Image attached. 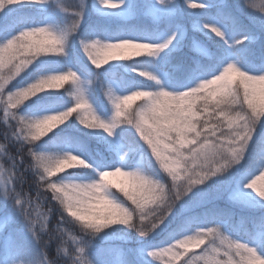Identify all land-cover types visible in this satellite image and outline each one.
<instances>
[{
    "label": "clouds",
    "instance_id": "clouds-1",
    "mask_svg": "<svg viewBox=\"0 0 264 264\" xmlns=\"http://www.w3.org/2000/svg\"><path fill=\"white\" fill-rule=\"evenodd\" d=\"M13 2L0 0V9ZM243 7L264 18V0H243ZM210 31L224 39L218 28ZM76 32L72 23L59 31L47 25L26 29L9 41L17 56L6 70L0 57V124L6 126L0 134V199L23 218L33 245L30 255L16 264H95L89 255L94 242L117 226L142 239L150 238L194 190L241 166L264 124V73L250 74L234 61L219 75L199 79L188 90L178 92L166 90L151 72L133 68L156 90L117 95L108 89L113 114L107 121L89 103H83V82L72 70L39 75L6 91L41 58L64 56ZM84 43L83 52L96 69L111 62L154 58L164 51L162 45L129 40ZM64 77H68V87L62 91L50 86ZM49 92H63L73 101L72 106L32 115L21 111L29 101ZM73 115L83 128L102 130L110 138L120 129H131L139 145L122 147L107 164L91 162L75 150L43 147L45 138ZM13 144L15 155L9 153ZM257 157L258 174L244 188L264 204V143L257 149ZM29 176L35 198L23 190ZM33 208L34 213L23 215ZM192 248L202 250L189 254ZM166 249L167 254L151 257L153 264H177L178 258L179 264L181 260L182 264H264V241L247 234L245 238L232 236L220 225L193 228Z\"/></svg>",
    "mask_w": 264,
    "mask_h": 264
},
{
    "label": "trees",
    "instance_id": "trees-1",
    "mask_svg": "<svg viewBox=\"0 0 264 264\" xmlns=\"http://www.w3.org/2000/svg\"><path fill=\"white\" fill-rule=\"evenodd\" d=\"M154 0H109L118 4L117 9H105L100 0H85V15L76 34L71 37L62 57H44L38 60L20 78L12 81L9 91L31 82L39 75L56 74L68 70L75 71L83 82L84 97L95 114L102 120H109L113 107L107 98L108 89L117 95L132 90H156L155 85L138 76L136 71L151 72L166 86V90L184 91L185 84H194L201 70L227 58L223 66L234 61L250 74L264 73V18L243 7V0H168L162 10H155ZM198 3L201 8L192 9L189 4ZM79 10V0H49L44 5L24 3L8 6L0 12V42L8 36L18 35L21 30L50 26L62 30L73 22V13ZM214 25L223 34L220 39L204 26ZM173 34L176 40L157 57H139L132 61L111 62L96 69L84 54L81 41L100 40L115 43L124 39L161 45ZM247 37L243 44L237 40ZM225 40L228 42L225 43ZM233 45V47H229ZM135 68L136 71L132 69ZM68 87L64 82L63 87ZM139 101H133L138 103ZM73 101L63 92H49L29 101L21 111L32 115L38 111L48 113L65 110ZM3 113L0 111V118ZM0 124V134L5 130ZM3 137L0 135V140ZM131 129H120L115 137H108L102 130L83 128L75 115L62 127L50 134L42 146L53 150H75L91 162L111 163L120 149L128 144L139 145ZM142 143V142H141ZM264 143V124L257 130L245 161L239 166V173L232 185L228 199L231 203L214 200L203 207L186 209L193 199L195 190L177 205L175 212L150 238L142 239L135 232L119 226L108 230L98 238L89 255L95 264H138L128 253V247H159L169 245L174 239L171 234L187 226L190 234L193 228H200V221L208 219L210 226L220 225L232 236L257 237L264 231V204L249 193L243 195L245 183L242 176L250 167L257 168V149ZM9 153L16 154V146H9ZM138 157L134 156L133 159ZM20 157H17L19 163ZM253 178V177H252ZM28 183L23 190L35 198V191ZM167 179V177H165ZM248 180L247 182H249ZM246 182V183H247ZM20 188V185H17ZM248 192V191H247ZM120 196L119 193H117ZM123 199L122 196H120ZM17 218L21 216L16 213ZM55 223L56 217H52ZM10 220L0 224V264H16L17 260L30 255L33 245L24 244L19 250V240L2 236ZM107 239V240H104ZM109 238V239H108ZM202 248H192L189 254L198 253ZM52 254V249H49ZM182 264V260L180 262Z\"/></svg>",
    "mask_w": 264,
    "mask_h": 264
},
{
    "label": "snow or ice",
    "instance_id": "snow-or-ice-1",
    "mask_svg": "<svg viewBox=\"0 0 264 264\" xmlns=\"http://www.w3.org/2000/svg\"><path fill=\"white\" fill-rule=\"evenodd\" d=\"M58 2V0H57ZM158 2L160 4L164 3V0H158ZM24 3H28V4H33V5H44L45 4V0H14L13 3H10L9 6H16V5H21ZM100 3L102 5L103 8L105 9H117L118 7H120V5L118 4H113V3H109V0H100ZM191 4V3H190ZM189 4V5H190ZM253 7H258V5H254ZM5 9H0V12H3ZM84 15H85V0H79V10L75 11L73 13L74 19L72 22V29L73 31H77L80 24L82 23L83 19H84ZM206 29L210 30V29H215L216 27L214 25H208L206 24L204 26ZM23 31V30H21ZM20 31V32H21ZM212 33H214L217 37H219V35L216 32L211 31ZM16 36V35H15ZM14 36H8L4 39L3 42H0V57L3 58L4 61V69L6 70L12 63V61L16 58L17 53L13 47L12 43H9V41L13 40ZM124 40H129L132 41L136 44H150V43H142V42H136L132 39H124ZM176 40V34H173L165 43L161 44L163 49L168 48L170 45L173 44V42ZM247 40V37H244L242 39H240V43L239 44H243L244 41ZM117 43V42H115ZM225 43L227 44L228 42L225 40ZM81 45H82V49H84L86 47L84 41H81ZM229 47H233V45H229ZM227 61V58H222L217 64L210 66L207 69L201 70L199 72V74L196 76L197 79H211L214 76H217L220 74L221 70L223 69V65L225 64V62ZM68 79V77H64L63 79L57 81V83L55 85H50L51 87H56V88H62L64 85V82ZM191 86V84H185L182 85V88H189ZM6 91H9V89H7ZM84 104H87L88 101L86 99H84L83 101ZM51 126H55V122L52 123ZM257 174V168L256 167H250L247 172L245 173L244 176H242L241 178V183H245L248 180H251L253 176H255ZM243 195L245 197H247L249 195V192L245 191L243 193ZM36 211V209H30V210H26L23 212V215L25 217H27L30 213H34ZM200 228H208L210 227L209 221L208 219L202 220L200 221ZM189 228L187 226L181 227L177 232L171 234V236L169 237V239H175L178 236L184 235L186 233H188ZM254 239L258 240V241H264V231H262L261 233L258 234L257 237H254ZM192 247H198V245H193ZM149 257H156V256H160V255H165L167 254V249L166 247H160L159 250H151L148 253ZM181 258H178L177 264H179V260Z\"/></svg>",
    "mask_w": 264,
    "mask_h": 264
},
{
    "label": "rangeland",
    "instance_id": "rangeland-1",
    "mask_svg": "<svg viewBox=\"0 0 264 264\" xmlns=\"http://www.w3.org/2000/svg\"><path fill=\"white\" fill-rule=\"evenodd\" d=\"M152 5H154L155 10H162V8L168 5V0H164L163 4H160L158 0H154ZM238 173L239 167L233 169L229 174L216 177L210 180L204 186L197 188L195 190L196 194L192 195L193 199L187 203L185 210L203 207L214 200H222L226 203H231V201L228 199V196ZM16 213V210L11 206V204L0 199V224L10 220L7 228L3 231L2 236L10 240L15 237V240H19L21 243L19 246V250H21L24 244L27 246H29V244L32 245V241L26 231L23 218H17ZM104 240L107 239L104 238ZM167 246L168 245H162L155 248L128 247L127 253L133 257V259L136 260L138 264H153L152 258L149 257L147 253L151 250H159L160 247ZM154 264H162V261H154Z\"/></svg>",
    "mask_w": 264,
    "mask_h": 264
}]
</instances>
